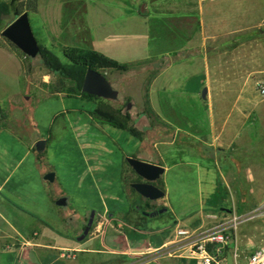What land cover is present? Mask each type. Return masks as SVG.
I'll use <instances>...</instances> for the list:
<instances>
[{
  "label": "rangeland",
  "instance_id": "obj_1",
  "mask_svg": "<svg viewBox=\"0 0 264 264\" xmlns=\"http://www.w3.org/2000/svg\"><path fill=\"white\" fill-rule=\"evenodd\" d=\"M2 1L14 2L10 13L0 21V32L15 17V7H20L22 0ZM51 2L37 0V11L28 13L29 21L37 41L67 62L62 53L64 45L47 28ZM248 2L254 5L253 10L249 9L251 12L261 3L260 0ZM262 4L264 9V0ZM80 10L70 12L63 6L49 17L51 28L57 18L59 23L70 26L71 32L64 38H72L76 46V43L82 44L79 41L83 36L87 39L85 29L80 30L84 17ZM89 12L95 23L102 17L98 8ZM156 16L151 23L153 37L166 25L160 15ZM2 37L0 34V41ZM2 49L15 56L22 69L17 60L9 58L6 73L1 76L0 98L9 105L17 96L26 102L37 127L34 132L23 134L22 154L11 150L6 142L0 143V169L14 171L8 184L15 192L11 195L14 201L35 214L46 216L60 238L80 243L77 237L92 212L96 219L109 209L122 221V214L118 213H126L133 205L139 206L141 212H154L142 203V197L134 202L135 196L127 193L131 183L127 158L146 161L147 154L140 150V145L148 137L151 143L171 140L168 145L156 147L169 166L159 178L165 194L158 199L168 205V211L146 216L137 224L139 229L135 235L139 246L173 218L189 227L192 214L199 216L218 211L220 207L253 215L238 229L242 257L264 244V96L256 89V82L264 81V21L229 39H218L202 47H185L172 59L151 57L135 61L126 72L100 69L118 90L116 100L49 93L48 86L56 84L57 76L38 57H25L18 48ZM204 56L209 61L207 79H203L201 57ZM205 86L210 87L211 98L216 103L217 109L212 112L217 124L227 114V140L243 135V131L249 135L246 142L227 147L226 186L222 182L226 170L223 158L210 155L207 144L203 146L206 156L197 155L190 148L192 144L187 143L190 137L209 136V110L207 100L201 95ZM96 107L113 108L122 114L128 111L127 125L137 135L92 117L90 112ZM35 137L46 141L41 159L29 149ZM47 172H54V181L43 179ZM62 197L66 204L57 205L56 201ZM81 259L92 264L102 261L99 255H79ZM139 264L162 263L151 259ZM227 264H233L228 257Z\"/></svg>",
  "mask_w": 264,
  "mask_h": 264
},
{
  "label": "crops",
  "instance_id": "obj_2",
  "mask_svg": "<svg viewBox=\"0 0 264 264\" xmlns=\"http://www.w3.org/2000/svg\"><path fill=\"white\" fill-rule=\"evenodd\" d=\"M260 2L259 5L255 3V12H251L249 9L253 10L254 5L252 2L249 4L248 0H59L58 2L52 0L49 15L47 20H44L48 25L47 28L53 30V38L59 39L63 45L83 49L90 47L88 49L101 52L119 62L132 63L151 57L172 59L175 53L185 47H202L210 42L216 43L218 39H229L241 31L259 26L264 21L262 0ZM63 6L70 12L80 8L84 14L81 26H78L80 30L85 29L87 39L83 36L79 41L82 42L81 45L76 43V46L72 38H64L71 29L68 24L59 23L57 16L53 21V27H50V24L52 26L50 15L61 11ZM88 8L89 11L95 8L100 10L102 14H98L102 17L98 22L93 21ZM156 14L161 16L160 20L165 21L166 25L153 37L151 23L157 19ZM9 58L19 62L7 50L0 48V81L1 76L6 73L5 68ZM201 61L203 79H207L209 61L205 56L201 57ZM20 67L22 69L21 63ZM21 72L24 74L23 70ZM205 87L207 98L203 99L207 100L209 110V136L205 139L190 137L187 143L192 144L190 148L197 155L206 156L203 146L207 144L212 152L210 155L223 158L226 170L223 172L222 182L226 186L227 147H236L235 144L246 142L249 135L243 131V135L238 134L227 140V114L222 123L217 124L212 112L217 109L216 103L211 98L210 87ZM12 100L9 105L4 104L0 98V143H8L11 150L15 149L22 154L25 144L23 134L34 132L37 123L26 102H21L18 96ZM38 139L40 137H35L29 145V149L35 151L36 155L38 151L34 144ZM150 140L148 137L144 138L140 145V150L147 154L146 161L162 166L164 171L167 170L169 166L163 156L157 153L156 147L168 145L171 140L155 143H151ZM155 154L156 157L153 156ZM20 161L21 158L18 163ZM128 166L127 175L131 178V182L137 174L129 164ZM13 172V170L9 172L0 169V257L3 259L0 264H92L79 260V255H99L102 259L101 264H139L151 259L159 260L162 264L194 262L188 257V249L179 250L172 255L167 254L168 251L176 250L179 245L175 236L176 228L186 227L176 218H173L163 229L150 235L140 246L137 244L135 235L139 229L137 224L146 216L167 212L168 205L164 201L142 199L130 184L127 193L135 196L134 202L141 198L142 203L153 208L154 212H141L139 206L133 205V208L126 213H118L122 214V221L109 209L105 210L101 216L93 218L88 234L79 240L80 243L74 244L70 239L60 238V234L51 227L46 216L35 214L14 201L11 195H15V192L8 187ZM226 209L220 207L218 211L227 212ZM204 214L201 213L199 216L192 214L190 226L186 228L193 229L197 222L203 220ZM224 263L227 264V252Z\"/></svg>",
  "mask_w": 264,
  "mask_h": 264
},
{
  "label": "trees",
  "instance_id": "obj_3",
  "mask_svg": "<svg viewBox=\"0 0 264 264\" xmlns=\"http://www.w3.org/2000/svg\"><path fill=\"white\" fill-rule=\"evenodd\" d=\"M14 1L0 2V21L3 17L10 13ZM20 7H15V17L24 11L27 13H36L37 0H22L19 3ZM7 22L6 26L12 21ZM38 58L41 64L50 72L57 76L56 84L48 86L49 93L65 92L69 96H83L86 98H96V96L84 93L81 91L83 78L88 67L93 69H110L119 72H126L131 67V63L119 62L105 54L93 49H83L75 46L64 45L62 46V53L67 59V62H63L55 52H53L46 45L39 43ZM7 47L18 50L17 47L9 40L2 37L0 41V48ZM23 56L27 57L24 53ZM90 115L100 121L109 123L117 128L128 130L131 134L137 135L133 127L128 126L127 122L130 118L129 112L125 111L123 114L119 110L113 108H101L96 107L90 112ZM39 159L43 156V151L38 152Z\"/></svg>",
  "mask_w": 264,
  "mask_h": 264
},
{
  "label": "water",
  "instance_id": "obj_4",
  "mask_svg": "<svg viewBox=\"0 0 264 264\" xmlns=\"http://www.w3.org/2000/svg\"><path fill=\"white\" fill-rule=\"evenodd\" d=\"M0 34L14 44L26 56L31 58L38 56L39 44L32 31L27 11L19 14L14 20L4 27ZM81 91L104 99L116 100L118 98V90L111 86L105 74L100 70L93 69L91 67H88L85 72ZM201 95L202 98H207L206 87L202 89ZM130 106L131 104L128 103L127 109H129ZM45 142L46 141L44 139L37 140L34 144L36 151H43L45 148ZM127 163L131 166L133 171L143 179V181L131 183V187L142 198L156 201L164 196V190L152 183L156 179H159L163 174L164 168L162 166L142 161L135 157H128ZM43 177L45 180L52 182L55 178V174L54 172H47ZM56 204L65 205L66 199L64 197L59 198L56 201ZM226 211H229V209H226ZM93 216L94 212L90 214L87 224L82 234L77 237V240H82L88 234L92 225Z\"/></svg>",
  "mask_w": 264,
  "mask_h": 264
},
{
  "label": "built area",
  "instance_id": "obj_5",
  "mask_svg": "<svg viewBox=\"0 0 264 264\" xmlns=\"http://www.w3.org/2000/svg\"><path fill=\"white\" fill-rule=\"evenodd\" d=\"M256 89L264 96V81H257ZM252 217L247 213H237L234 209L227 212H207L197 227L176 228L175 236L179 245L176 250L168 251L167 254L188 249V257L194 260L191 264H225L227 252V257L233 264H264V244L241 256L238 229Z\"/></svg>",
  "mask_w": 264,
  "mask_h": 264
},
{
  "label": "flooded vegetation",
  "instance_id": "obj_6",
  "mask_svg": "<svg viewBox=\"0 0 264 264\" xmlns=\"http://www.w3.org/2000/svg\"><path fill=\"white\" fill-rule=\"evenodd\" d=\"M136 181H143V179L140 178V177L137 175L136 178L133 179V180L131 181V183L136 182ZM131 183H130V185H131ZM152 183L155 184L156 186L160 187V181H159V179H156V180L153 181ZM131 188H132V187H131ZM160 188H161V187H160ZM161 189H162V188H161ZM142 199H144V198H142ZM144 200H146V201H151V200H148V199H144ZM93 218H94V216H93ZM87 221H88V219L85 221V223H84V225H83V227H82V231H81V232H83V230H84V228H85V226H86V224H87ZM80 234H82V233H80Z\"/></svg>",
  "mask_w": 264,
  "mask_h": 264
}]
</instances>
